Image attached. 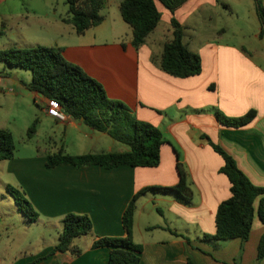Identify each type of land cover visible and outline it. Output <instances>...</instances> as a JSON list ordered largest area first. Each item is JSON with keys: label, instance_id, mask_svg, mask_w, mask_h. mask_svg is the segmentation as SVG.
I'll use <instances>...</instances> for the list:
<instances>
[{"label": "crops", "instance_id": "1", "mask_svg": "<svg viewBox=\"0 0 264 264\" xmlns=\"http://www.w3.org/2000/svg\"><path fill=\"white\" fill-rule=\"evenodd\" d=\"M122 1L116 2L114 15L111 8L108 15L102 13L103 24L78 35L63 22L66 0L60 11L56 5L61 0H0V49L62 48L67 61L99 82L110 99L127 105L138 120L156 126L166 141L156 168H48L47 154L61 149L78 156L128 148L73 118L58 121L51 115L50 103L29 91L45 106L37 117L35 136L42 132L49 145L38 147L37 156L0 162V192L4 173L17 179L39 218L34 223L27 217L19 221L12 213L22 215L16 203L11 201L9 209L0 199V264H108L109 248H94V242L125 237L122 217L132 198L147 187L177 185L179 163L194 196L185 202L176 192L148 191L138 199L134 241L143 248L140 264H257L264 234L258 216L246 243L234 239L215 246L203 241L204 235L216 232L218 207L231 197V183L220 172L225 161L211 143L230 155L253 184L264 187V37H260L256 3L253 43H247L242 29L235 34L237 41H229L228 22L223 20L228 11L238 18L228 4L238 6L237 0H187L174 14L156 1L161 22L146 44L136 49L132 28L117 13ZM173 17L185 28L184 43L201 56L198 76L176 78L159 67L164 46L173 38ZM9 68L0 67L1 109L5 107L2 95H9L10 84H23L14 77L19 73ZM216 111L228 118L250 111L257 115L236 128L221 124ZM68 213L89 216L93 231L75 240L82 249L80 256L60 252L49 256ZM39 223L49 229L43 237L56 235V243L17 255L20 245L21 250L32 247L38 238L32 226Z\"/></svg>", "mask_w": 264, "mask_h": 264}, {"label": "trees", "instance_id": "2", "mask_svg": "<svg viewBox=\"0 0 264 264\" xmlns=\"http://www.w3.org/2000/svg\"><path fill=\"white\" fill-rule=\"evenodd\" d=\"M156 1L161 2L174 14L187 0H123L120 4L121 16L132 28L133 45L136 49L146 44L149 36L161 22L162 16ZM254 1L261 23L260 37H264V3L262 0ZM107 3L108 0H66L68 13L63 18V22L72 25L78 35H83L88 30L103 24L105 17L102 11ZM171 25L173 38L164 46L160 57V69L176 78L200 75L202 59L184 43L185 28L175 17L172 18ZM0 63L30 71L32 80L30 83H24L28 91L39 94L49 103L58 104L70 118L98 132L106 133L128 148L124 152L78 156L66 154L64 149H61L56 153L47 154L48 168L70 165L75 168L101 166L106 170H113L120 166L156 168L160 165L161 148L166 142L162 132L156 126L138 120L124 103L110 99L99 82L90 77L81 67L66 60L62 48L39 45L29 48L0 49ZM216 115L221 124L238 128L252 122L257 114L255 111H250L240 118H228L220 111H216ZM38 123L36 119L28 129L29 139L35 136ZM211 145L225 161L220 172L226 175L231 183V197L218 207L216 232L213 235H204L203 241L213 243L215 246L234 239H241L242 243H246L253 230L256 216L264 223V187L253 184L230 155L218 145L213 143ZM15 153L16 144L13 134L8 130L0 129V162L13 159ZM178 172L177 185L147 187L132 198L122 217L125 237L101 238L94 242V248H109L108 264H140L143 248L134 241V219L138 199L144 193L148 191L176 192L185 202L192 200L194 193L188 183L187 173L180 163ZM8 192L15 197L19 211L30 222H36L39 213L27 198L26 193L12 186L8 187ZM62 223L63 228L58 236L57 244L49 256L58 252L80 256L82 249L74 242L92 233L91 218L84 214L68 213ZM263 259L264 234L258 245L257 264H260Z\"/></svg>", "mask_w": 264, "mask_h": 264}, {"label": "rangeland", "instance_id": "3", "mask_svg": "<svg viewBox=\"0 0 264 264\" xmlns=\"http://www.w3.org/2000/svg\"><path fill=\"white\" fill-rule=\"evenodd\" d=\"M65 0H61V3L59 5L57 4L56 8L58 11L62 10L63 3ZM264 3V0H262ZM116 2H119V0H108L107 5L103 9L102 13L104 15H108L110 8H111V14L114 15V11L116 8ZM238 6L234 5V3H231V1H228V4L231 5V7L234 9L235 14H239L238 18L236 16L231 17L229 14L230 11H228L227 16L223 18L227 20L228 22V28L230 32V36L228 38L229 41H237L238 39L235 37V34L239 29H242V33L244 35V40L247 43H253V34H254V7H255V1L254 0H237ZM31 6L35 7L37 6V3H31ZM41 8V7H40ZM40 11H43L40 9ZM117 13L120 14V12L117 10ZM235 25V26H234ZM2 46V45H0ZM5 67L6 69L10 68L6 66L5 64L0 63V67ZM13 74L15 72L19 74H15L14 77L18 78L20 82L17 85L14 83L10 84V87L8 88L9 95H2V99L4 102L5 107L0 108V129H6L10 131L13 134L14 141L16 144V153L15 158H24V157H33L37 156V148L38 147H45L49 144H46L45 136L41 135L34 136L33 138L29 139L28 129L33 124L34 120L41 116L42 110L45 108L44 104L41 102L40 99L37 98V100L32 96V94L24 88V83L31 82L32 80V73L30 71L20 69V68H12ZM6 97V98H5ZM42 156V155H39ZM4 179H3V187L1 188L0 192V199L4 202V204L7 205V207L10 209L11 201L12 204L15 205V197L8 192V189H6V183L8 182L10 185L16 189L22 190L25 192V190L22 188V186L18 183V180L10 179L8 175L4 173ZM8 186V187H9ZM6 197V198H5ZM10 212V211H9ZM13 215H18V220L21 221L25 219V215L16 214L18 212L12 211ZM33 231L35 233L36 241L32 243V247H29L26 250H21L20 245V251L17 255L20 256L21 253L27 252L29 254L33 252H37L41 247L45 246L47 247L49 244L53 245L56 243V235H51V237H43V233H48L49 229L45 228V225L43 223L34 224ZM89 239V238H88ZM15 245V244H14ZM82 245L85 246L84 243ZM19 246V245H18ZM21 252V253H20ZM16 254V253H15ZM23 255V254H22Z\"/></svg>", "mask_w": 264, "mask_h": 264}, {"label": "built area", "instance_id": "4", "mask_svg": "<svg viewBox=\"0 0 264 264\" xmlns=\"http://www.w3.org/2000/svg\"><path fill=\"white\" fill-rule=\"evenodd\" d=\"M51 107V115L56 118L60 122H66L69 119V116L66 115L61 107L56 103H50Z\"/></svg>", "mask_w": 264, "mask_h": 264}]
</instances>
